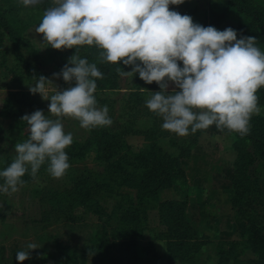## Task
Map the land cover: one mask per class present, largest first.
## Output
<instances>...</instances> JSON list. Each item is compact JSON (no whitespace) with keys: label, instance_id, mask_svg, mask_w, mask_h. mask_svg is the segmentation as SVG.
Listing matches in <instances>:
<instances>
[{"label":"rangeland","instance_id":"obj_1","mask_svg":"<svg viewBox=\"0 0 264 264\" xmlns=\"http://www.w3.org/2000/svg\"><path fill=\"white\" fill-rule=\"evenodd\" d=\"M243 1L184 0L182 4L170 5V10L189 15L194 23L205 27L213 26L221 31L231 27L237 31L248 26L245 14L239 12ZM252 3L264 9V0H252ZM53 6V0H42L30 7H25L21 0H0L1 13L10 16L15 13L19 21L28 25L21 36L29 43L28 48L21 50L24 62L20 65L27 75L22 81L12 78L2 66L1 56L7 55L9 59L4 62L10 67L16 62L7 48L0 47V110L8 113L0 116V171L13 162L15 144L24 142L28 137V126L21 119L24 115L42 110L49 118H57L49 114L50 101L29 91L28 87L36 83L33 76L43 75L52 80L53 84L47 85L48 95L51 96L56 87L65 90L75 86V81L69 84L62 78L53 77L72 56L77 53L90 64H97L100 59L102 50L95 45L55 50L41 42L43 37L35 29L41 23L45 10ZM260 31L264 33V24ZM119 67L126 72L132 71L131 66ZM117 68L111 73L116 89L96 90L95 99L97 107L106 105L109 109L113 123L107 127L119 132L127 128L131 132L139 131L138 134L130 132L123 138L126 161L134 163L136 169L134 166L125 169L114 167L117 158L97 159L94 148L89 149L79 161L69 158V169L58 179L46 171L47 161L35 178L31 176L29 167V173L22 178L24 184L17 192L10 195L0 192V264L12 263L16 253L27 250L29 243L40 247L30 254L40 264H56L59 261L65 264H133L134 261L135 264H157L153 257L163 264H184L169 259L167 241L175 235V231L165 225L159 213L161 204L184 199L180 183L158 191L151 198L138 195V191L126 186L125 182L136 178L134 169L137 173L142 170L139 166L144 163L142 155L160 148L175 156L193 137H197L200 153L182 160L181 168L188 182L187 215L192 232L196 238H206V244L195 255L196 264H216L217 245L227 250L231 242L235 243L233 246L240 259L254 258L242 243L244 223L237 210L240 213L245 211L244 216L264 230V160L253 156L254 150L247 142L240 146L250 157H238L235 136L223 133L215 125L195 134L189 129L190 134L185 137L163 130L162 117L146 107V100L152 93L130 97L131 93L139 91L136 84L143 87L145 82L135 76L121 77ZM109 83L105 82L104 88H108ZM174 90L178 89L170 82L168 93L172 94ZM257 96L259 112L251 115L249 126L264 133V87L259 89ZM8 99L11 101L10 108L4 107ZM61 119L65 133L73 135L71 145L82 143L88 129L80 127L76 119ZM232 176L236 177L237 185L243 191L241 202L235 209H232L228 196ZM3 183L4 180L0 185ZM74 183L84 187L82 198L85 203L70 211L53 209L50 198L54 192L73 189ZM192 215L194 219H190ZM132 235L136 237L133 241L130 240ZM158 235L164 240H157ZM151 244L153 252H144ZM64 249L68 250L62 256L60 253ZM89 250L92 252L90 256Z\"/></svg>","mask_w":264,"mask_h":264},{"label":"clouds","instance_id":"obj_2","mask_svg":"<svg viewBox=\"0 0 264 264\" xmlns=\"http://www.w3.org/2000/svg\"><path fill=\"white\" fill-rule=\"evenodd\" d=\"M42 0H21L25 7ZM184 0H53L45 10L35 32L42 43L55 50L93 46L101 49L102 62L131 66L132 71L118 67L121 77L139 75L147 84L155 82L161 91L151 92L146 107L162 117V129L180 137L195 134L215 125L241 135L249 131L253 113H258L257 92L264 87V52L253 36L241 35L231 27L223 31L193 22L189 15L170 10V5ZM139 62V63H138ZM182 62L183 67L180 66ZM55 79L75 86L65 90L56 87L48 95L52 80L33 76L36 83L29 91L50 101L49 118L42 110L24 115L28 137L16 143V156L0 177V192L12 194L47 161L46 171L61 178L69 169L66 149L73 143L72 133H65L62 119L73 118L80 127L91 129L110 126L109 109L97 107L96 79L103 74L96 64L76 53ZM176 86L168 93L169 83ZM144 89V88H143ZM40 248L29 243L27 250L16 253L20 264ZM92 255L89 250V256Z\"/></svg>","mask_w":264,"mask_h":264},{"label":"trees","instance_id":"obj_3","mask_svg":"<svg viewBox=\"0 0 264 264\" xmlns=\"http://www.w3.org/2000/svg\"><path fill=\"white\" fill-rule=\"evenodd\" d=\"M11 12V11H10ZM240 13H244L247 20L248 26L245 28H239L237 30L238 35L243 36H253L257 39L256 46L264 52V33L260 31L264 24V9L252 3V0H244L242 6L239 8ZM5 27V29L3 28ZM28 25L24 22L19 21L15 17L10 16L6 13L0 12V47L7 48L10 56L15 57L16 64L12 67L6 65L5 62L8 61V57L1 56L2 66H5L8 72L15 77L18 81H22L27 78L25 72L23 71L22 64L24 62L22 49L28 48L29 43L22 39L21 33L24 31ZM5 61V62H4ZM97 67L99 71L103 74L102 79H96L97 89H112L115 90V82L112 81L111 73L114 68L122 66L121 64H111L108 62H102L101 59L97 62ZM180 66L183 67L182 62ZM137 80H140L139 75L135 76ZM110 82L109 87L104 88V83ZM109 83V84H110ZM138 93H131L130 97L134 98L136 96L140 97V93L146 92H157L160 90L159 85L153 82L152 84L145 83L143 87L141 84H136ZM144 88V89H143ZM147 90V91H141ZM95 95V94H94ZM96 96V95H95ZM10 99L5 101L4 107L10 108ZM0 110V116L6 115L8 113ZM221 131V130H220ZM131 131L129 128L119 132L115 129H111L107 126L95 127L88 129V134L82 143L71 145L68 147L66 153L69 158L79 161L84 157V154L88 152L89 149L94 148L97 154V159L109 160L112 158H117L114 167H135L134 163L126 161V153H123L126 145L124 144V136L129 134ZM223 133L233 134L236 138L235 150L238 153V157L249 156L246 149L240 146L243 143H250L254 150L253 156L264 160V133L257 129L251 128L249 126V131L244 134H238L235 132H229L228 130H223ZM132 134H138L139 131L131 132ZM200 147L197 144V137H193L184 143V146L180 149L177 155H171L167 152L162 151L157 148L156 151H150L147 154L142 155L144 158V163L139 165L142 170L133 171L134 176L131 180L125 182L126 186L138 191V195L154 197V195L164 189L176 186L180 183L181 189L184 192V199L177 202H167L160 205V214L163 222L169 229L175 231V235L168 239L167 241V253L170 256L171 261H179L184 264H196L195 255L199 252L201 247L206 243L205 237L198 236L197 238L193 234L192 227L190 225L191 220L188 219L187 215V205H188V182L185 177V173L181 168L182 160L189 159L192 155H199ZM121 154V155H120ZM250 157V156H249ZM10 164L5 166V169ZM4 179L0 177V183ZM238 180L236 177H231V185L228 189L229 203L232 209L238 207L241 202L243 191L240 190ZM74 183V188L70 190L63 189L62 191L56 193L54 192L53 197L50 198V204L55 210L70 211L76 207H81L85 200L83 197L84 187ZM124 185V184H123ZM73 192L75 195L73 196ZM237 214L240 220H243V225L241 229L242 243L245 248L250 250L254 255V258L250 259H240L238 253L235 251L233 246L235 243H230L229 249L225 250L222 246L217 245L216 247V264H264V230L263 227L256 225L250 218L244 216V212L237 210ZM204 217V215H201ZM190 219H194L193 215ZM131 234V233H130ZM133 234V233H132ZM133 235L130 240L135 239ZM157 240L162 239L161 235H158ZM166 240V239H165ZM149 250L144 249V252H153L151 248L152 244L149 245ZM68 249H64L60 255L67 253ZM135 259V258H132ZM153 260L157 264H163L155 257ZM9 264H20L14 256L13 262ZM24 264H40L38 259L31 255V258L24 261ZM56 264H65L62 261ZM135 264V261L133 262Z\"/></svg>","mask_w":264,"mask_h":264},{"label":"crops","instance_id":"obj_4","mask_svg":"<svg viewBox=\"0 0 264 264\" xmlns=\"http://www.w3.org/2000/svg\"><path fill=\"white\" fill-rule=\"evenodd\" d=\"M170 259V258H169ZM173 262V261H172Z\"/></svg>","mask_w":264,"mask_h":264}]
</instances>
